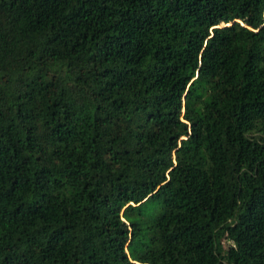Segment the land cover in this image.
<instances>
[{"label":"trees","instance_id":"1","mask_svg":"<svg viewBox=\"0 0 264 264\" xmlns=\"http://www.w3.org/2000/svg\"><path fill=\"white\" fill-rule=\"evenodd\" d=\"M0 264H264V0H0Z\"/></svg>","mask_w":264,"mask_h":264},{"label":"rangeland","instance_id":"2","mask_svg":"<svg viewBox=\"0 0 264 264\" xmlns=\"http://www.w3.org/2000/svg\"><path fill=\"white\" fill-rule=\"evenodd\" d=\"M225 244H226V241H225V240H223V245L225 246Z\"/></svg>","mask_w":264,"mask_h":264}]
</instances>
